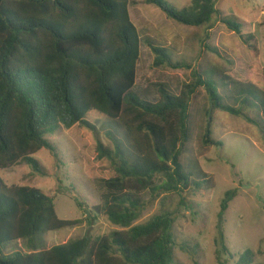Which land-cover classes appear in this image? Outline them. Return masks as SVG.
Instances as JSON below:
<instances>
[{
  "label": "trees",
  "instance_id": "trees-1",
  "mask_svg": "<svg viewBox=\"0 0 264 264\" xmlns=\"http://www.w3.org/2000/svg\"><path fill=\"white\" fill-rule=\"evenodd\" d=\"M130 1L0 0V171L25 163L44 176L34 155L42 149L55 154L46 137L77 125L97 133L90 122L94 112L121 121L125 128L123 133L108 132L111 148L98 141L95 159L108 161L114 170V176L103 182L102 210L123 230L41 250V235L78 226L82 220L59 219L52 197L36 188L9 187L0 177V264H172L173 215L163 213L134 224L149 204L145 193L153 200L208 188V181L194 180L181 162L190 138V101L200 87L210 103L205 145H222L212 139L215 111L233 116L255 112V117H245L264 140V92L247 82L223 83L222 93L212 76L194 71L195 83L180 96L161 88L159 101L153 103L134 92L141 37L131 21ZM145 3L183 26L209 27L221 21L258 51L256 37L242 35L241 24L222 18L216 0H191L179 10L167 0ZM148 46L155 67H183L167 49L150 41ZM237 195V190L226 193L220 224ZM95 211L98 214L100 208ZM220 226L218 262L226 264L221 256L230 254ZM20 241L27 243L29 253L4 255V247ZM255 258L246 250L235 264H256Z\"/></svg>",
  "mask_w": 264,
  "mask_h": 264
},
{
  "label": "rangeland",
  "instance_id": "rangeland-1",
  "mask_svg": "<svg viewBox=\"0 0 264 264\" xmlns=\"http://www.w3.org/2000/svg\"><path fill=\"white\" fill-rule=\"evenodd\" d=\"M176 9L187 7L191 0H167ZM222 18L241 24V34H252L258 40V51L251 50L241 37L215 20L209 27H188L169 19L145 0H131V21L141 37V54L134 87L141 98L156 103L160 89L180 96L195 83L194 71L212 78L220 86L226 82L249 83L264 92V0H216ZM148 41L167 49L180 69L155 67V55ZM233 104V101L230 102ZM209 98L200 87L190 101V138L182 151L181 162L194 180L205 179L207 189L160 195L149 202L141 218L134 224L147 223L153 217L171 213L175 219V248L172 264H219V225L229 255L222 262L235 264L238 256L252 250L256 264H264V140L258 127L249 122L253 111L233 116L215 111L212 139L221 146L205 145ZM90 122L97 133L77 125L60 128L46 137L55 147V154L42 149L34 155L44 176L25 163L0 171L7 186L36 188L52 197L61 220H82L78 226L39 237V248L49 250L70 241L88 237L91 240L123 230L104 214V181L114 176L108 161L97 162V143L112 147L108 132H125L122 123L92 113ZM159 183L162 181L159 178ZM237 190L222 224L219 214L227 192ZM75 197L83 205L80 210ZM95 208H100L97 214ZM4 255L29 253L27 243L20 241L4 247Z\"/></svg>",
  "mask_w": 264,
  "mask_h": 264
}]
</instances>
